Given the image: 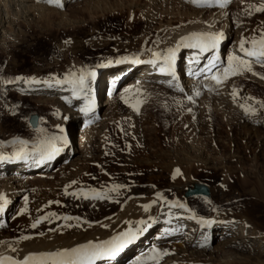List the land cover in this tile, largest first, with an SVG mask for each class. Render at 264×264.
<instances>
[{"label": "rangeland", "instance_id": "obj_1", "mask_svg": "<svg viewBox=\"0 0 264 264\" xmlns=\"http://www.w3.org/2000/svg\"><path fill=\"white\" fill-rule=\"evenodd\" d=\"M10 1L6 4L0 0V151L34 143L37 146V140L42 139L36 138L43 130L48 131L50 145H61L62 124L67 131L73 120L77 121L73 111L87 98L85 92L81 96L84 98L73 103L69 91L55 90L59 86L69 89L74 84L70 77L64 78L68 72H88L91 82L87 84L95 86L94 82L99 81L95 84L100 91L99 83L107 70L126 68L131 57L150 55L159 46L173 48L178 33L185 28L194 30L202 20L212 23L219 12L226 18L218 24L227 20L231 36L222 42V63L204 75L207 79L200 75L184 90L140 77L134 86L121 89L133 76L124 74L117 79L120 84L112 103L94 111L82 133L81 145L66 160L60 154L49 160L43 158L49 165L46 168L23 166L14 170L15 166L9 165V170H0L1 174L10 172L6 176L19 175L12 183L16 186L27 178L24 173L42 171L40 180L22 182L21 189L8 191L12 203L0 223V236L17 235L23 230L16 221L22 210L29 211L26 229L35 230L32 225L37 220L50 227L65 212L98 217L122 206V200L132 192L139 196L154 190L187 198L190 211L193 207L194 212L203 214L200 216L215 215L214 220L243 213L252 228L264 233V202L257 185L260 179L264 183V57L240 53L242 40L245 48L252 49V41L264 35V11L254 10L264 5V0H227L229 3L223 7L217 0H66L64 4L50 2L46 6L40 4L43 0ZM5 9L9 10L10 22H5ZM228 48L234 51L231 55L248 60L251 71L241 69L217 84L211 76H223L231 56L225 58ZM23 82L46 88L20 90L18 86ZM31 114L38 115L36 127L29 123ZM254 131L258 137H253ZM20 141L27 143L22 145ZM33 153L36 151L27 152ZM182 155L194 165L190 175L176 185L172 173L178 169L173 165L165 168V163L167 158ZM68 163L72 165L67 167ZM240 175L246 178L245 185L239 183ZM196 183L205 184L210 197L185 196L187 188ZM100 194L107 198L100 199ZM115 194L117 197L112 199ZM237 223L235 219H224L221 225H228V230L215 232L213 225L203 243L185 241L183 249L190 261L264 264V245H258L259 238L249 237V246L230 242L232 236L243 232H237ZM157 227L152 224L142 244L119 264L137 259L152 242L158 243L159 255L137 260L139 264L163 263L169 257L173 264H181L175 259L174 246L182 239L155 238Z\"/></svg>", "mask_w": 264, "mask_h": 264}, {"label": "bare ground", "instance_id": "obj_2", "mask_svg": "<svg viewBox=\"0 0 264 264\" xmlns=\"http://www.w3.org/2000/svg\"><path fill=\"white\" fill-rule=\"evenodd\" d=\"M9 1L10 0H5V3L8 4ZM67 1L57 0V2L52 3V4H62V3L64 4ZM49 3H50L49 0H43L40 4L42 6H46L47 4L49 5ZM5 15L7 17L5 22H10V15H9L8 9H5ZM223 18L224 19L226 18L224 16V13L219 12L218 14L214 16L213 21H211L212 23H206V22H203V20L201 21L200 19L201 22L199 23V25L196 22H194L198 26L196 27L195 25L196 28H194V30L190 28H185V29L183 28L184 31L181 33H178V35H176V38L173 41V49H176L174 58H177V56L180 55V51L185 50L187 53V59H189V61H187L188 68L189 69L194 68L200 59L199 51H202V50L199 47L192 46L195 44V40L189 39L186 41H181V38L190 37V34H193V33H210V34L217 35L219 37L218 42L219 44H221L222 42H224V40L229 38L228 36H231L230 35L231 32H230L227 20H225L220 25L218 24V22L222 20ZM194 23L191 21V24H194ZM200 26H203V27H200ZM178 42H180L179 47H177ZM220 50H221L220 55L223 58L224 55H222V48ZM154 52L160 53L163 55V54H166L167 50L159 46L150 55H145L142 57H137V56L131 57L130 60L126 62L127 64L126 68H117V69L107 70L106 71L107 74L105 75V78L101 79L102 82L99 83V86H102L101 90L100 91L98 90L99 94H98V91L96 90L97 85L95 84V82H99V81L94 82L95 86H92V84L91 86L87 84V82L88 83L91 82V78L88 72L86 71L81 72V74L79 72H68L66 76H64V78L70 77V80L73 81L72 83L74 84L70 85L69 89L59 86V87H56L55 90L57 92L69 91L70 92L69 97H70L71 102L73 103L76 102L80 98H84L81 96H84L85 92H86L87 98H85V100H83L79 104L77 109L73 111L74 112L73 115L78 117L77 121L73 120L72 124H70L69 128H67V131L65 130L66 125L62 124L61 129L64 127L63 128L64 134H63V140H62L61 145L57 144L56 147H50L51 140L50 139L47 140L48 137L46 138L48 131L43 130V134L36 138V139H42L41 141L37 140L38 141L37 146H34L35 145L34 143V145L31 147H23L26 153L32 150L36 151V153L30 154L31 155L30 158H27L28 162H26L23 158L18 159L17 161H14L12 158L13 155L16 152H18L21 147L12 148V149L5 150V151L4 150L0 151V156L9 157L8 159L0 160V170H9L10 168L9 165L15 166L13 167L14 170L17 168H21V167L23 168V166H25L24 168L26 167L32 168L36 166L40 167L41 169L46 168L48 164L39 165V162H38L39 156L42 153L50 154L52 157H55L57 155L59 156L60 154H62L61 159L63 158L66 160L69 157L70 153H73L75 152L76 149H78V145L80 141L82 143V138H81L82 133L84 130L88 128V122L92 120L91 118L93 116L92 114L94 113V111L98 110L100 106H107L112 103V100L114 96L116 95V92L118 89L115 90V92L110 93V91H108V86L112 85L113 82L118 83L117 79L123 74L128 73L129 75H133V76L127 78V80L121 85L122 86L121 89H126L127 87L132 86V85L134 86L136 81L139 80L140 77H143V78H149L157 83L159 82L163 87L164 86L166 87L174 86L175 88L183 87L184 90H187V88H189L192 85L195 79L193 80L192 79L193 77L187 74L186 76H184V78L185 80L190 81V83L185 84L182 81L183 79L182 80L177 79L179 78L177 74L175 77L166 76V73L164 71H161V69L163 68L164 70L165 69L171 70L170 66L173 65L174 58L170 62H165L163 59H157L156 57H154L153 56ZM233 53H234L233 49L228 48L225 58L227 59V57ZM240 53H242V51H240ZM214 56L215 57H213V59L215 60L219 56V53L216 52ZM126 58H129V57H126ZM254 58H257V57H254ZM216 62H217V59H216ZM123 66H125V63ZM118 69H120L121 71H119ZM81 76H84L83 85L79 83ZM202 79L203 80L207 79V77L205 78L204 76V78L202 77ZM18 87L20 90H31V89L32 90H38V89L45 90L46 85L38 86L35 84L23 82V84H21V86H18ZM74 87L76 89L72 90V88ZM77 89H82V91L78 92ZM102 90H104L103 95L101 94ZM98 97H99V102L97 100ZM62 112H63V115H66L68 113L67 109H64V111ZM72 117L74 118V116ZM75 126L76 127L78 126L76 128V130L78 131L77 136H75L74 134ZM254 132H253L254 134L253 137L255 136L258 137L257 132L256 131ZM65 149L67 150L65 151ZM30 155L27 154L26 157ZM167 160L168 161H166L167 163H165V168H169L170 165H173V166H176V170L177 169L180 170L178 174H177V171L172 173V179H173L174 184L176 185L180 184L182 182V178L185 179L187 176L190 175V168L194 165V161H192L190 158L182 155V156L170 157V158H167ZM71 165H72L71 163H68L67 167H70ZM179 166L181 167L179 168ZM17 172H13V173H17ZM7 174H10V172L2 173V174L0 173V194H2L4 197L3 200H0V205H2V207H0V223L2 222V220H4V217L7 215L6 213L8 212V209L12 203V198H11L12 195L8 193V191L13 189L14 187L21 189L23 187L22 182H25V181L32 182L33 180L34 181L40 180L39 177L42 176V171H32V172L24 173V176H27V178L25 177H24L25 179L21 178L22 185L19 183L20 185L18 186L12 183L15 182L14 180L18 181V178L20 176L19 175L6 176ZM227 179L228 178H226V181ZM257 181H258L257 185L259 186V190H260V200L264 202V183L262 182L261 179ZM239 183L241 185H245L247 183L246 178L241 176L239 178ZM197 184L199 183L194 184L190 188H193ZM24 187H25V183H24ZM137 193L138 192H132L131 196L129 195L125 197L124 200H122V204L120 202L122 206L117 205L112 210L104 212L101 216L88 218V217H84L83 215L77 212H70V213L65 212L61 214L62 216L58 218L59 220L56 221V223L53 224V226L49 227L48 223H44L41 220L40 223L36 224L35 230L26 229L25 223L30 216L29 217L27 216L29 211L24 209L25 211H22L20 213L18 212V216H17L18 220H16L21 223L19 224L23 226V230L17 235L0 236V256H10L14 260L21 261L23 260L25 256L29 254L53 252V251H57L60 249L72 248L78 245L87 244L89 241H91L93 244L100 243L103 241H109L112 239V237L117 236L119 233L126 232L129 229H131L135 233V236L130 242H126L124 244V246L120 249L121 250L120 253L118 252L119 251L118 250L117 251L118 254L115 253L113 255L101 256L100 258L94 261V264H119L120 260L123 257H125L127 254H129V252L133 248L140 246V244H142V239L146 236L144 234L147 232V229H149V227L152 224H155V225H159V227L155 229V238L162 237L164 239L165 238L174 239V238L180 237V240L181 239L182 240L179 241V243L176 242V245L174 246V249H177V251L175 252L177 253V257L175 259L180 261L181 264H193L195 263V261H190L191 259L184 252V249H183L185 247L184 242L193 241L195 243H203L205 241L204 237L206 236V234L210 232L209 230L211 229L213 225L215 227L214 229L215 232H218L220 230L222 231L228 230V225H221L224 219H227L229 222L234 221V219L237 220L238 221L237 232L243 231V232H240L232 236L230 239V242L236 243L239 246L241 245L249 246V240H248L249 237H250V240L252 237L253 238L257 237L259 238L258 245L259 246L264 245V233L252 228L248 222L246 215L243 213H238L237 216L234 218L228 216L227 218L221 217V218H218L217 220H214V218L212 217L215 215H208V216L204 215V217L200 216L203 214H198L194 212L193 207L191 209L192 211L191 212L189 208L190 203L187 198H179L177 196L171 197L170 195H167V194L164 195L159 190L146 191L139 196ZM209 194H210V190H209ZM111 196H112V199L117 197L116 194L115 196L113 195ZM196 196H199V195H196ZM202 196H208V195H202ZM99 198L106 199L107 197H105L104 194H100ZM89 204H91V202H89ZM145 205H148L147 210H145L144 208ZM194 214L198 216H194ZM51 219H54V217H48V220H51ZM205 221H211V223L210 224L205 223ZM9 222H11V220ZM41 232H44L43 235H41L42 234ZM23 237H29V239H23ZM152 243L153 245L148 247L149 249H147V251H145L144 254L140 255L141 253L139 252L141 251H139L138 253L140 256L138 258L136 257L137 259L130 260L131 262L127 264L135 263V261L137 260L145 261L146 259L153 257L154 255H156L152 252L153 249L158 250L160 253L158 243H154V242ZM180 249H182V252L180 251ZM143 250L142 252H144ZM167 259L168 260L164 261L163 263H154V264H173V261H174L173 259H171L170 257ZM222 262L225 264L227 263L225 261H222ZM227 264H230V263H227Z\"/></svg>", "mask_w": 264, "mask_h": 264}, {"label": "snow or ice", "instance_id": "obj_3", "mask_svg": "<svg viewBox=\"0 0 264 264\" xmlns=\"http://www.w3.org/2000/svg\"><path fill=\"white\" fill-rule=\"evenodd\" d=\"M49 2H57V0H49ZM193 2L196 3L197 0H193ZM202 2L207 3L208 0H202ZM217 2L221 7H223L227 3V0H217ZM254 10L257 12L264 11V5L256 7ZM189 39L195 40V44L192 46L199 47L201 50H207L208 48H215L217 46L219 37L210 33H193L190 34V37H182L181 41H186ZM244 45L245 42L242 40L240 48L247 57H264V35L261 36L259 41H252V49H247ZM179 46L180 42L177 43V47ZM175 51L176 49L169 48L166 54L162 55L160 53L154 52L153 56L157 59H163L165 62H170L174 58ZM228 60V67L224 69L223 76L217 74H213L211 76V79L214 80L217 84L222 83L223 80L227 79L229 75L237 74V72L241 69L251 71L250 62L246 59L231 55L229 56ZM236 61H238V63L234 64L233 62ZM161 71H164V69L162 68ZM208 71L211 72L212 69L209 68ZM79 83L83 85L84 76L80 77ZM189 99H191V97H189ZM136 110L138 111V107L136 108ZM245 111H252V109L246 108ZM20 143L24 145L27 142L20 141ZM50 147H54V145H50ZM26 155L27 153L25 149L21 147L19 151L14 154V157L16 159H22L26 158ZM2 159H7V157L0 156V160ZM178 172L179 170H177V174ZM115 187L118 188L121 186ZM3 199V195L0 194V200ZM0 207H2V205H0ZM144 208L145 210H147L148 205H145ZM41 219H44V217H41ZM38 223H40V220H37L36 223L32 225V227H36V224ZM205 223L210 224L211 221H205ZM134 236L135 233L131 229H129L126 232H121L117 236L112 237V239L109 241H103L96 244H93L91 241H89L87 244L78 245L72 248L60 249L53 252L29 254L25 256L21 261L14 260L10 256H0V264H94V261L101 256L115 254L124 246L126 242H130L134 238ZM23 239H29V237H23ZM152 252L156 254V256L159 255V252L156 249H153ZM137 264H139V261H137Z\"/></svg>", "mask_w": 264, "mask_h": 264}, {"label": "water", "instance_id": "obj_4", "mask_svg": "<svg viewBox=\"0 0 264 264\" xmlns=\"http://www.w3.org/2000/svg\"><path fill=\"white\" fill-rule=\"evenodd\" d=\"M29 123L32 127H36L38 124V115L31 114L29 117ZM193 195H209V188L205 184H197L193 188H187L185 192V196H193Z\"/></svg>", "mask_w": 264, "mask_h": 264}]
</instances>
